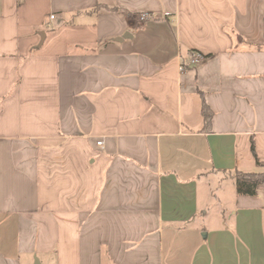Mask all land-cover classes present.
Returning a JSON list of instances; mask_svg holds the SVG:
<instances>
[{"label": "crops", "instance_id": "obj_1", "mask_svg": "<svg viewBox=\"0 0 264 264\" xmlns=\"http://www.w3.org/2000/svg\"><path fill=\"white\" fill-rule=\"evenodd\" d=\"M253 140L264 0H0V264H264Z\"/></svg>", "mask_w": 264, "mask_h": 264}, {"label": "trees", "instance_id": "obj_2", "mask_svg": "<svg viewBox=\"0 0 264 264\" xmlns=\"http://www.w3.org/2000/svg\"><path fill=\"white\" fill-rule=\"evenodd\" d=\"M202 114L204 116L205 121L204 130H209L213 117V111L206 103L204 97L202 104ZM252 151L255 155L257 166L264 169V161L260 160L256 153L254 140L252 141ZM234 179L238 194L255 196L257 195L258 187L264 183V170L246 173L237 171L234 175Z\"/></svg>", "mask_w": 264, "mask_h": 264}, {"label": "built area", "instance_id": "obj_3", "mask_svg": "<svg viewBox=\"0 0 264 264\" xmlns=\"http://www.w3.org/2000/svg\"><path fill=\"white\" fill-rule=\"evenodd\" d=\"M53 18V16H52ZM152 17L150 14L148 13H142L141 15H139V19L141 21H148L150 20ZM204 59V55L200 52H197V51H191L190 52V57H189V63L191 65H197L199 64L202 60ZM99 145L102 144V141H99L98 142Z\"/></svg>", "mask_w": 264, "mask_h": 264}, {"label": "rangeland", "instance_id": "obj_4", "mask_svg": "<svg viewBox=\"0 0 264 264\" xmlns=\"http://www.w3.org/2000/svg\"><path fill=\"white\" fill-rule=\"evenodd\" d=\"M235 183V182H234ZM235 185H236V183H235ZM217 186V185H216Z\"/></svg>", "mask_w": 264, "mask_h": 264}]
</instances>
